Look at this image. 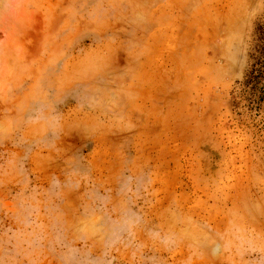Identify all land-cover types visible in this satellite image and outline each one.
Returning a JSON list of instances; mask_svg holds the SVG:
<instances>
[{
  "label": "rangeland",
  "instance_id": "rangeland-1",
  "mask_svg": "<svg viewBox=\"0 0 264 264\" xmlns=\"http://www.w3.org/2000/svg\"><path fill=\"white\" fill-rule=\"evenodd\" d=\"M0 264H264V0H0Z\"/></svg>",
  "mask_w": 264,
  "mask_h": 264
}]
</instances>
